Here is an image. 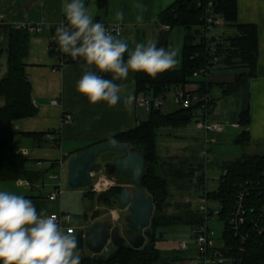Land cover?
Returning a JSON list of instances; mask_svg holds the SVG:
<instances>
[{
  "label": "trees",
  "instance_id": "trees-1",
  "mask_svg": "<svg viewBox=\"0 0 264 264\" xmlns=\"http://www.w3.org/2000/svg\"><path fill=\"white\" fill-rule=\"evenodd\" d=\"M212 3L214 12L222 17L224 24L234 31L233 34L222 36L216 43V57L219 64L228 68L241 67L244 71L235 75L230 83L220 84L224 97L236 94L254 74L257 62V30L253 25H241L237 20V0H176L158 17L160 26L168 25L169 30H183L184 45L182 48V64L180 69L169 70L151 78L144 73H133L126 80H117L121 86L128 81L133 83L135 98L145 95L149 98H158L164 93L182 90L192 81L194 73L212 66L208 47L203 42V14L208 3ZM24 29L17 27H0V59L6 55V73L0 78V182H15L24 180L33 185L41 181L43 173L27 171L26 159L16 151L14 122L22 119L34 118L38 114L32 96L31 87L25 73L24 59L28 53V44L32 36ZM158 47H166L167 41L163 36L158 39ZM55 43L50 41V55L58 59L54 52ZM127 54H125V58ZM64 65H81V61H74L69 55L63 57ZM95 71V69H92ZM111 78V74H102ZM201 90L210 99V106L215 109L216 100L211 94L212 83L201 82ZM174 108V107H173ZM198 106L189 109L174 108L169 112L152 109L144 121L125 132L112 136L106 141L128 143L130 149L139 153L145 160V175L140 189L152 198L155 209L152 225L155 229L185 226L190 231L202 222L201 215L184 198L182 204L175 206V213L169 215L164 211L170 201V188L179 192L191 193V190L204 188L205 163L198 154L192 153L190 158L163 160L158 154V132L162 129H182L189 126L195 118ZM250 115L248 111L241 112L238 117V126L241 131L234 141V145L244 149L250 143L248 126ZM57 134L54 131L44 133ZM41 134L28 135L39 138ZM105 142V141H103ZM59 143V139H56ZM101 143V142H100ZM98 144V143H97ZM58 147V145L53 144ZM89 145L86 149L94 146ZM85 149V150H86ZM68 160V157H65ZM56 161L51 163L53 172ZM90 188V187H89ZM87 188V189H89ZM240 192H246V207L248 214L251 210L256 214L264 207V153L243 154L241 157L225 162L221 167V175L217 188L205 192L210 203L221 208L220 219H225L233 209ZM89 193V192H88ZM88 193L84 197L89 198ZM120 193L117 189L98 196L100 203H112L113 196ZM201 195H204V194ZM94 195V194H93ZM201 196H198V199ZM186 201V202H185ZM184 202V203H183ZM253 213V214H254ZM133 234V233H132ZM228 252L227 255L236 259L238 264H264V231L261 235H250L241 244V239L227 228L224 237ZM162 239V234L156 237L152 233L151 242L140 250H133L125 245L121 250L114 249L109 255L83 257L81 264H186L184 252L179 250L162 252L156 248V242ZM234 247L233 251L230 249ZM242 248L239 252L238 250ZM182 252V251H181Z\"/></svg>",
  "mask_w": 264,
  "mask_h": 264
},
{
  "label": "crops",
  "instance_id": "crops-1",
  "mask_svg": "<svg viewBox=\"0 0 264 264\" xmlns=\"http://www.w3.org/2000/svg\"><path fill=\"white\" fill-rule=\"evenodd\" d=\"M175 1L85 0V4L96 21L106 25L122 26L120 38L125 39L133 49L137 43H144L148 37L155 35L157 26H160L159 15ZM117 12L123 13V21L115 20ZM137 17L142 19L138 21ZM63 18L62 0H0V27L42 28L40 34L30 38L28 53L24 59L25 73L38 114L34 118L14 122L15 143L17 139H27L31 148L38 152L52 145L44 137V133L54 131L57 133L61 150H67V146H71L72 152L63 155L69 159L91 144L106 141L135 127L139 122V109L134 103L133 110L129 112L122 101L114 107H108L103 102L93 104L77 93L75 84L83 74L82 66L68 64L57 68L56 59L50 55V41ZM237 20L239 24L253 25L257 30V62L254 74L236 94L229 97L222 95L220 84L232 82L235 75L241 74L244 69L228 68L219 64L214 70L210 79L213 86L211 93L217 90V97L213 98L216 101L218 98L220 102L215 105L213 121L222 125V131L214 136L211 147L234 144L241 131L238 126L239 114L248 111L250 143L244 149L246 154L264 153V0H237ZM217 29L218 36L234 33L225 24ZM5 73H1L0 78ZM132 75L133 73H129V76ZM129 85L121 86L122 98L127 95L135 97L133 83ZM52 100H56L58 105L53 106ZM66 115L70 116V120L63 123V117ZM31 134L41 135L35 139L28 136ZM16 151L20 153L17 145ZM46 162L48 163L45 167L41 164V172L33 171L31 167L25 165L27 171L44 174L40 182L33 185L24 180L0 182V188L24 195L33 201L38 214L43 212L50 215L62 211L60 199L55 201L47 199L53 187L48 191L44 189L45 176H50L52 172L50 170L52 161ZM85 191L83 190V195Z\"/></svg>",
  "mask_w": 264,
  "mask_h": 264
},
{
  "label": "clouds",
  "instance_id": "clouds-1",
  "mask_svg": "<svg viewBox=\"0 0 264 264\" xmlns=\"http://www.w3.org/2000/svg\"><path fill=\"white\" fill-rule=\"evenodd\" d=\"M62 14L65 23L56 27L53 39L61 52L82 62L83 74L75 88L90 103L103 102L114 107L122 101L131 112L135 97L122 98L121 85L115 81L126 80L129 73L155 78L174 70L179 62L175 49L158 47L156 43H137L129 50L125 39L94 19L85 0H62ZM123 19V13L117 12L115 20ZM141 19L137 17L138 21ZM102 74H111V78ZM81 261L71 229L65 230L54 215L38 214L31 199L0 188V264H81Z\"/></svg>",
  "mask_w": 264,
  "mask_h": 264
},
{
  "label": "rangeland",
  "instance_id": "rangeland-1",
  "mask_svg": "<svg viewBox=\"0 0 264 264\" xmlns=\"http://www.w3.org/2000/svg\"><path fill=\"white\" fill-rule=\"evenodd\" d=\"M173 1V0H171ZM217 29V28H216ZM218 32V29L215 30ZM160 36H163L167 41V48L175 49L178 53V64L175 69H180L182 64V48L184 45V36L185 33L183 30H179L177 28L172 29L170 31L163 30L160 26H157L156 33L153 37H148L145 40V44L151 42L158 44V39ZM123 39V38H122ZM129 50L132 48L129 46ZM6 71V55L5 53L1 56L0 59V74L5 73ZM3 75V74H2ZM131 77V76H128ZM132 83L128 81L124 86H130ZM173 92H169L167 98L169 99ZM212 96L217 97V90L212 91ZM217 105L219 104L218 98H216ZM174 108L170 105L164 106L161 111L169 112ZM199 112H197L198 114ZM147 116L144 113L143 109H139L138 119L139 121L146 120ZM196 121L198 118L195 117L192 122L186 128L182 129H162L158 132V154L159 157L163 160H168L169 158L183 159L190 158L192 153L197 155L199 154L200 146L203 141V133L196 129ZM50 143V142H49ZM52 144V143H50ZM17 148L20 153L26 159V165L32 168L33 171L41 172L42 169L37 165V161H44L42 164L44 167L48 162L60 160L61 156L68 155V153L72 152L71 146H67V150H61V148L52 145H48L49 148H43L40 151H36L31 148L27 139H17L16 140ZM47 146V147H48ZM46 147V146H44ZM213 151L209 153L210 164L205 167L204 175H205V186L204 188H199L196 190H191V193L188 197L187 192H179L175 188H170L171 197L170 201H168V206L164 208V211L171 215L175 213V206L177 204H182L184 198H188L191 201L193 209L198 210V196L204 191H213L217 188L220 175H221V167L225 162L235 160L241 157L243 154H246L245 149L241 151V148L234 145L233 143H229L224 146H213ZM65 153V154H64ZM121 153L116 152H104L97 156L95 161V169H94V185L98 186V192H93V188L89 189H71L67 183V160L62 161V165L59 168V172L61 174L60 187H61V196H60V210L63 213L69 214L72 216V225L75 227V235L81 232H85L86 229L95 224H110L113 228H118L120 235L129 240L133 237L132 232L127 228V224L125 219L130 215L127 208L121 207L116 201L113 200L112 203H100L98 202V196L102 193L109 192L111 189H117L121 192L124 189H128L132 191L134 189L132 178L128 173L120 174L115 173L112 176H107L104 166L107 163L113 162L117 157H121ZM51 163V162H50ZM38 168V169H36ZM57 169V168H56ZM53 171L50 173L53 175ZM50 175V176H51ZM50 176H45V190H51L54 185H58V180H51ZM83 190L88 193L89 198H85L83 195ZM94 194V195H93ZM93 203L92 210L88 211L89 202ZM186 202V201H185ZM184 203V202H183ZM155 213V209L153 211L152 217ZM152 218L150 220V225L147 229L144 230L143 235L145 237V244L151 242L152 233L155 232L156 237H159V234H162V239L156 242V248L162 252H171L173 250H179L178 246L180 243L185 242L186 246L190 250L189 252L183 253L179 250V252L184 254L186 259V264H196L195 262V244L194 237L188 227L179 226V227H171V228H163L157 229L155 231L152 225ZM211 227L216 232V238L220 236L221 224H211ZM217 245H220L219 241H217ZM115 248L108 243L102 253L101 256L105 257L109 255ZM182 254V255H183ZM83 257L90 256L88 251H84L81 254Z\"/></svg>",
  "mask_w": 264,
  "mask_h": 264
},
{
  "label": "built area",
  "instance_id": "built-area-1",
  "mask_svg": "<svg viewBox=\"0 0 264 264\" xmlns=\"http://www.w3.org/2000/svg\"><path fill=\"white\" fill-rule=\"evenodd\" d=\"M95 1V0H90ZM65 23L63 18L58 24L61 25ZM203 28H202V38L204 44L207 45L208 51L211 56L212 66L205 69H201L198 72L193 74L192 81L187 83L182 90L173 92L168 99V93H164L158 98H149L145 95H139L135 99V106L137 109H143L145 114H148L152 109L161 110L166 105H171L174 108L189 109L192 106L197 105L198 108L195 113V117L198 118L196 121V129L202 131L203 141L199 149V155L204 159L205 167L211 162L208 158L210 147L214 143V136L221 133L222 125L220 123L213 121L214 109L210 106L211 99L210 97L203 93L201 90V82L209 83L210 79L214 73V70L219 65L218 57H216L215 45L220 41L221 36H218L215 32L216 28L223 26L224 21L222 17L217 15L214 10L212 3H208L205 12L203 14ZM105 27L115 35L119 37L122 36V26L120 25H106ZM24 29L29 33L40 34L42 28L40 26H21L17 27ZM163 30H169L168 25L160 26ZM52 42L55 43L54 52L57 55L58 59L57 68L64 65L63 57L67 54L61 52L56 44L55 40L52 38ZM51 104L53 106L58 105L56 100H52ZM197 112H199L197 114ZM70 120V116L66 115L63 117V123H67ZM45 138L52 144H56L59 147V143H56L57 134L46 133ZM65 160L64 156H61L60 160L56 161V168L53 175L50 176L51 180H58L59 184L54 185L52 192L47 196V199L50 201L58 200L61 196V174L59 168L62 165V161ZM41 162H38L37 165L40 167ZM93 192H98V186L92 184ZM207 192V191H205ZM204 194V193H203ZM246 192H240L237 196L235 205L231 212L226 216L225 219H220L221 208L219 205L210 203L205 194L201 195L198 199V212L201 215L202 222L191 230V233L194 237L195 244V262L196 264H238L236 259L227 255L228 246L224 237V232L228 228L234 237H239L241 239V244H243L250 235H261L264 231V207L259 213H254L251 210L252 214H248L246 207ZM254 213V214H253ZM60 225L65 229H71L72 233L75 235V227L72 223V216L63 212L53 213ZM221 224L220 236L216 238V232L211 227V224ZM219 241L220 245H217ZM178 249L184 253L189 252L190 250L186 246L185 242L179 244ZM232 251L234 247L230 248ZM242 248L238 251L240 252ZM101 256V255H98ZM88 257H94L90 254Z\"/></svg>",
  "mask_w": 264,
  "mask_h": 264
},
{
  "label": "water",
  "instance_id": "water-1",
  "mask_svg": "<svg viewBox=\"0 0 264 264\" xmlns=\"http://www.w3.org/2000/svg\"><path fill=\"white\" fill-rule=\"evenodd\" d=\"M14 132H16L14 130ZM116 152L123 154L117 157L113 163H107L104 170L107 176L116 172L128 173L132 178L134 189L122 190L113 196L121 207L127 208L130 215L125 219L127 228L133 233L129 240L124 239L118 228L110 224L95 223L89 226L85 232L75 235L77 246L82 254L85 250L94 256L102 253L108 243L121 250L125 245L133 250H140L145 244L143 232L150 225L154 209L159 208L152 198L140 189V184L145 175V160L137 152L130 149L128 143L105 141L77 153L67 160V183L71 189H87L92 186L94 179L95 161L98 155L104 152ZM93 203L89 202L88 211L92 210Z\"/></svg>",
  "mask_w": 264,
  "mask_h": 264
},
{
  "label": "flooded vegetation",
  "instance_id": "flooded-vegetation-1",
  "mask_svg": "<svg viewBox=\"0 0 264 264\" xmlns=\"http://www.w3.org/2000/svg\"><path fill=\"white\" fill-rule=\"evenodd\" d=\"M122 156H123V154H122ZM122 156H121V157H122ZM113 162H114V160H113ZM113 162H111V163H113Z\"/></svg>",
  "mask_w": 264,
  "mask_h": 264
}]
</instances>
